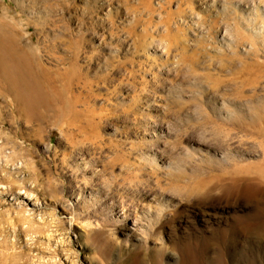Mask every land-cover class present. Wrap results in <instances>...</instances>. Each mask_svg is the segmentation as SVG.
I'll use <instances>...</instances> for the list:
<instances>
[{
    "label": "rangeland",
    "instance_id": "374dc122",
    "mask_svg": "<svg viewBox=\"0 0 264 264\" xmlns=\"http://www.w3.org/2000/svg\"><path fill=\"white\" fill-rule=\"evenodd\" d=\"M0 264H264V0H0Z\"/></svg>",
    "mask_w": 264,
    "mask_h": 264
},
{
    "label": "bare ground",
    "instance_id": "6f19581e",
    "mask_svg": "<svg viewBox=\"0 0 264 264\" xmlns=\"http://www.w3.org/2000/svg\"><path fill=\"white\" fill-rule=\"evenodd\" d=\"M15 81L17 82V84H19L21 86H24V84H25V81H24L23 85H22V77H20L19 75L15 77ZM25 87H28L27 84Z\"/></svg>",
    "mask_w": 264,
    "mask_h": 264
}]
</instances>
